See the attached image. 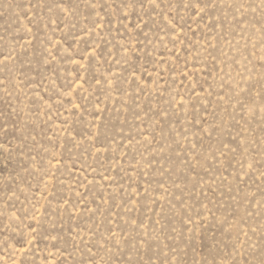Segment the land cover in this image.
<instances>
[{
    "label": "rangeland",
    "instance_id": "rangeland-1",
    "mask_svg": "<svg viewBox=\"0 0 264 264\" xmlns=\"http://www.w3.org/2000/svg\"><path fill=\"white\" fill-rule=\"evenodd\" d=\"M0 264H264V0H0Z\"/></svg>",
    "mask_w": 264,
    "mask_h": 264
}]
</instances>
